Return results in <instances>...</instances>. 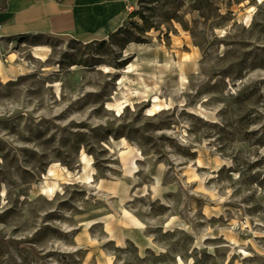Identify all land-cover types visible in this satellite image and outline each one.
Segmentation results:
<instances>
[{
  "label": "rangeland",
  "instance_id": "rangeland-1",
  "mask_svg": "<svg viewBox=\"0 0 264 264\" xmlns=\"http://www.w3.org/2000/svg\"><path fill=\"white\" fill-rule=\"evenodd\" d=\"M127 8L0 40V264H264V0Z\"/></svg>",
  "mask_w": 264,
  "mask_h": 264
},
{
  "label": "crops",
  "instance_id": "crops-1",
  "mask_svg": "<svg viewBox=\"0 0 264 264\" xmlns=\"http://www.w3.org/2000/svg\"><path fill=\"white\" fill-rule=\"evenodd\" d=\"M132 0H0V40L64 37L85 41L119 31Z\"/></svg>",
  "mask_w": 264,
  "mask_h": 264
},
{
  "label": "bare ground",
  "instance_id": "bare-ground-1",
  "mask_svg": "<svg viewBox=\"0 0 264 264\" xmlns=\"http://www.w3.org/2000/svg\"><path fill=\"white\" fill-rule=\"evenodd\" d=\"M33 58L34 59H37V60H43V58H41V56L40 55H38V54H36V55H34L33 56ZM157 101V98H155V102ZM160 107V105L159 104H154L153 105V108H152V110H150V112L151 113H155V111L157 110V108H159ZM81 161H82V163H83V170L84 171H86L87 169H88V167H89V164H90V160H88L87 158H86V156H82V158H81ZM198 164H200V162H198ZM53 171L52 170H50L49 171V175L51 176H53ZM91 177L88 175V174H85V180L86 181H89V179H90ZM42 190L43 191H45L46 193H49V194H53V192H54V190H55V186L54 185H51V186H45V187H43L42 188ZM89 225V223H87L86 224V226H88Z\"/></svg>",
  "mask_w": 264,
  "mask_h": 264
},
{
  "label": "trees",
  "instance_id": "trees-1",
  "mask_svg": "<svg viewBox=\"0 0 264 264\" xmlns=\"http://www.w3.org/2000/svg\"><path fill=\"white\" fill-rule=\"evenodd\" d=\"M118 32V31H117Z\"/></svg>",
  "mask_w": 264,
  "mask_h": 264
}]
</instances>
